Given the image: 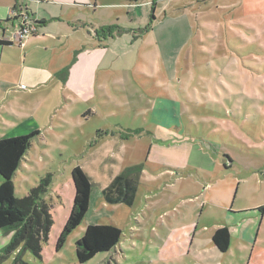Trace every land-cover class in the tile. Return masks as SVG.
Returning <instances> with one entry per match:
<instances>
[{"label": "rangeland", "instance_id": "obj_1", "mask_svg": "<svg viewBox=\"0 0 264 264\" xmlns=\"http://www.w3.org/2000/svg\"><path fill=\"white\" fill-rule=\"evenodd\" d=\"M149 1L133 4L141 8ZM26 3L37 13V5ZM219 5L217 9L218 4L210 1L203 10H187L194 36L174 78L165 69L156 36H141L152 28V6L135 18L137 26L126 25L118 10L95 13L93 4L90 9L81 7L99 34L97 41L110 45L112 103H107V110L98 106L91 114L76 100L66 106L64 101L44 114L46 126L33 139L13 181L16 196L22 198L50 177L46 200L52 206L54 225L41 258L26 251L18 262L16 254L0 264H81L77 241L88 226L102 224L117 225L123 237L111 252L84 264H211L205 260L212 221L226 219L230 208L255 204L252 196L264 179V7L258 5L250 13L240 0H221ZM9 31L15 29L10 26ZM133 66L151 78L136 77ZM152 84L153 96L147 92ZM130 130L137 133L128 137ZM22 133L19 122L13 129L7 118L0 119V140ZM158 147L166 150L159 157ZM105 157L110 159L106 163ZM158 159L172 163L176 169L172 175H161ZM145 161L151 165L146 179L149 193L142 187L133 208L105 203L102 178L118 173L122 165ZM101 164L104 173L100 170L98 175ZM75 167L93 177L94 206L58 248L74 205ZM260 201L264 205L263 198ZM130 221L132 228H126ZM10 236L14 233L0 230V253L10 244ZM260 240L264 241V228ZM245 252L242 256L234 248L224 264H247L251 249ZM252 264L260 263L254 259Z\"/></svg>", "mask_w": 264, "mask_h": 264}, {"label": "crops", "instance_id": "obj_2", "mask_svg": "<svg viewBox=\"0 0 264 264\" xmlns=\"http://www.w3.org/2000/svg\"><path fill=\"white\" fill-rule=\"evenodd\" d=\"M210 1L218 4L217 9L221 8L222 5H219L221 0L157 1L152 28L141 36H156L157 45L161 46L163 52L161 56L164 60L163 64L165 69L170 72L171 78H174L175 68L179 65L187 44L194 36L193 19L187 10L192 11L194 8L199 11L203 10ZM240 1L243 8L249 10L250 13L257 10L258 5L264 7V0ZM26 2L37 5L39 8H37V13L33 9H29ZM86 2H89V5H86L88 4ZM235 2L237 3V1ZM91 4L94 5L95 13L98 10H118L120 15H125V24L130 26H137L135 18L143 15V9H146V12L147 7L151 8L152 6L151 0L147 3L144 2L141 8L137 7L138 4L127 3L123 0H0V40L9 41L11 35L20 28V20L12 18L14 9H28L34 21L38 23L36 33L26 41L24 47L19 46L16 42H12L8 46L0 45V119L7 118L12 122L13 129L14 127L18 129L19 122L23 135L34 131L40 132L46 126L44 125V114H50L64 101V106H66L72 100H76L89 107L91 114L96 113V107L103 106L107 110V103H112L108 91V84L112 82V69L109 63L110 45L97 41V34L90 27L89 19L84 17L85 13H82L85 10H81L83 6H89L90 9ZM172 10H174L173 13H171ZM10 26L15 31L10 32ZM77 35L82 36L78 37ZM124 35L127 39L131 37L129 33ZM75 36L77 38H74ZM71 39L73 40L71 41ZM67 68H69V72L65 76L67 78L64 83L65 77H62V74ZM133 70L136 77L138 75L142 78H151L138 66H133ZM21 87H26V89ZM142 87L146 88L144 85ZM147 87V92L151 95L154 91V84ZM156 89H159V85ZM46 101L49 103L48 107H46ZM133 135L130 130L126 136ZM121 144L123 146L122 142ZM152 148L149 149L148 160L153 152ZM158 149L159 152L155 153L158 157L164 153L161 151H166L159 147ZM114 151L115 149H110L108 152ZM168 158L174 159L171 155ZM105 160L106 163L110 159L105 157ZM148 162H144L145 169L140 178L135 204L142 187L145 189V193H149L148 186L150 184H146V179L148 168H151V165ZM157 162H160L158 165L162 170V176L172 175L176 170L171 167L170 161L158 159ZM231 162L229 161V165ZM131 166L134 165L127 167L122 165V169L118 173L112 171L108 177L102 178L101 194L117 175ZM103 168V164L97 167L98 175L100 170L101 173H104ZM87 175L92 183L91 209L94 206L95 184L92 182L93 177L90 174ZM152 188L151 185L150 189ZM257 189L255 190L257 193L252 196L255 198V204L249 207L233 208L234 210L230 208L228 211L230 215L226 219L212 221L214 231L210 243L206 244L209 253L208 258L204 259L206 262L211 261V264H215L219 261L218 264H224L227 255L232 254L235 248L242 256L246 254L245 251L251 249L247 264H252L254 259H257V263L264 264V241L260 240L261 228H264V210L260 211V208L264 207L260 201L262 198L264 200V179L259 181ZM130 224L131 221L126 228H132L133 225ZM225 226L230 230L231 245L228 252L222 253L214 245L212 238L218 229ZM11 239L10 236L9 243ZM16 254L17 252L14 256ZM241 261H243V257Z\"/></svg>", "mask_w": 264, "mask_h": 264}, {"label": "trees", "instance_id": "obj_3", "mask_svg": "<svg viewBox=\"0 0 264 264\" xmlns=\"http://www.w3.org/2000/svg\"><path fill=\"white\" fill-rule=\"evenodd\" d=\"M123 1L139 3L142 0ZM157 1L151 0L150 27L155 21ZM105 33L107 34L106 31ZM97 37H99L98 33ZM11 44L10 41L0 40L2 46ZM68 72L69 68L63 72L62 77H65ZM66 78L63 80L64 83ZM132 133L137 132L132 131ZM39 135L40 132L34 131L28 135L0 140V176L3 179L0 184V230L6 233H14L10 244L0 253V263L17 251V262L21 259L22 253L26 251H30L37 258H41L43 245L48 241L54 225L51 213L52 206L46 200L50 177L32 188L25 197L19 198L15 194L14 176L25 159L33 139ZM144 169V163H141L128 167L117 175L110 185L103 190L104 201L109 205L121 204L130 208L133 207ZM71 176L75 188L74 205L59 237L58 248H61L68 236L84 222L91 206L92 183L90 177L81 167H75ZM263 210L264 207L260 208V211ZM122 237V229L114 224L88 226L84 236L76 244L77 261L84 264L100 253L111 252L119 245ZM212 240L220 252H228L231 245L229 228L225 226L218 229Z\"/></svg>", "mask_w": 264, "mask_h": 264}, {"label": "built area", "instance_id": "obj_4", "mask_svg": "<svg viewBox=\"0 0 264 264\" xmlns=\"http://www.w3.org/2000/svg\"><path fill=\"white\" fill-rule=\"evenodd\" d=\"M12 18L20 20V28L16 30L10 37V42H16L19 46L24 47L26 41L33 36L38 24L34 21L31 12L28 9H14L12 11ZM26 89V87H21Z\"/></svg>", "mask_w": 264, "mask_h": 264}]
</instances>
